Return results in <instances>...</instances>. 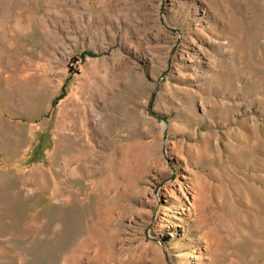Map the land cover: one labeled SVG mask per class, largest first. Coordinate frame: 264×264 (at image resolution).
I'll list each match as a JSON object with an SVG mask.
<instances>
[{
    "label": "rangeland",
    "instance_id": "374dc122",
    "mask_svg": "<svg viewBox=\"0 0 264 264\" xmlns=\"http://www.w3.org/2000/svg\"><path fill=\"white\" fill-rule=\"evenodd\" d=\"M0 264H264V0H0Z\"/></svg>",
    "mask_w": 264,
    "mask_h": 264
}]
</instances>
